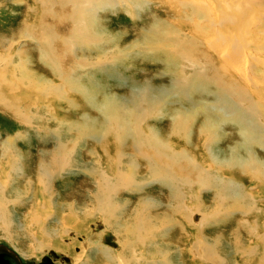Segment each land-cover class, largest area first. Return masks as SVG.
Returning a JSON list of instances; mask_svg holds the SVG:
<instances>
[{
  "label": "rangeland",
  "instance_id": "1",
  "mask_svg": "<svg viewBox=\"0 0 264 264\" xmlns=\"http://www.w3.org/2000/svg\"><path fill=\"white\" fill-rule=\"evenodd\" d=\"M183 1L187 3L188 0H142V3H146L142 10H127L130 9L127 5H121L122 8L113 10H100L97 16L99 24L94 28V33L103 36L106 40L105 43L97 46L85 42L83 44V41H76L73 46L66 40L68 38L73 39L71 36L74 35L75 30V25L65 19L68 18L69 12L72 10L70 5L66 7H60L58 4L51 5L54 8L52 9L46 3L43 4L41 0H0V97H3V103L0 102V185L6 187L3 199L8 202L5 211L8 217L5 219V223L0 221V246L14 253L20 259L21 264H40L44 257H52L51 252L56 253L57 258L54 259L58 260L59 264L66 263L64 258H68L72 264H84L85 262L88 264H168V262L169 264H219V259H223L226 264H264V185L260 184L258 180L253 181L251 176L254 175L252 172L249 173L250 175L244 174L243 164H240L245 157L247 159L250 152L255 155L254 158L264 162V147H253L250 152L245 150L242 148L243 142L241 136L237 133V129L231 124L225 125L222 122L216 132H214L216 125L209 130L210 133L215 134L213 136L214 140L210 142L211 146L204 144V139L200 138L199 130H202L203 126L207 124L206 116L202 113L191 112L187 100L181 101L175 96L174 83L181 77L183 69L179 70L170 65L167 60V55H171L172 51L174 52L172 42L164 43L159 50L160 52L157 51L158 53L147 50L140 45L141 40L149 35L145 32L151 30L150 27L158 20V22H162L161 24L169 25L170 27H168L173 32L175 29L178 36H175L172 31L168 34L172 39L191 40L192 42H190H195L194 44L199 42L197 45L202 42L203 45L200 44V47H198L201 51L200 54H203L200 58L203 62L210 59V64L216 63V49L207 43L218 38L217 28H214L216 32L214 29L209 32L210 30L204 26L200 29L202 34L198 36L196 33L199 30L197 31L193 27L195 26V20H190L186 15V13H190V9L180 7V3ZM254 1L257 3L258 0L248 1V6H253V12L257 13L254 18L259 25L256 26V23L251 24L252 30L253 32L255 30L262 32L264 30V9H262L264 8V0H259L261 2L257 3L259 7ZM64 12L68 13V16L62 15ZM54 15L55 17L52 18ZM191 28L192 30H190ZM48 31H52L53 39L56 38L53 41L54 51L58 55H62L57 69L55 67L51 69L45 59L46 55L40 51L41 45L39 42L42 41L41 38ZM259 31H257V35L254 33V38L264 34V31L262 34ZM205 32H208V35H203ZM38 35L40 36L38 37ZM198 37L200 38L198 39ZM262 37L264 38V35ZM134 44L137 45L134 46ZM167 44L171 47H167ZM261 44L264 45V41ZM249 48L250 46H248ZM68 49H70V52L67 51ZM248 49L244 50L245 56L247 54L251 57L247 58L248 63L246 66L247 69H251L250 73H252L253 81L250 86H247L246 82H240V85H246V90L249 87V93L253 99L259 103L262 101L260 104L264 106V66H261L257 61H253L254 59L252 60L253 53L251 50H249L251 52H248ZM258 53L259 56H264V50L262 53ZM115 55L117 56L115 57ZM117 57L119 58L117 59ZM172 57H176L175 53L172 54ZM112 58L119 61L112 63ZM98 59L103 61L101 66L96 64L99 62ZM174 59L178 60L179 58ZM62 60L66 61L62 62ZM177 64H179V67L185 65V68L190 65L181 59L177 61ZM250 64L255 69L253 66L250 68ZM17 65L21 69L18 67V70ZM88 65L97 67L82 71V68L88 67ZM25 67L33 73L32 75L35 76L36 79H34L38 84L50 85L53 83L51 86L57 85L58 94L57 91L40 94L38 89L42 85H39L38 89L35 86L33 87V83L30 81L32 78L27 72L23 71ZM68 67L73 71L68 70ZM2 69L6 71L3 72ZM77 69L79 71H76ZM56 70H59L61 74ZM69 72L72 73L71 77ZM54 73H57V75ZM236 73L243 76L238 72ZM64 75L72 81L78 82L80 89H85V93L87 92L86 95L79 90L75 91L74 94L71 87H64V83L68 82L63 80ZM236 76L238 77V75ZM22 77L30 78L26 81ZM245 78L247 80L249 76ZM11 81H14L15 84ZM16 81L19 84L18 86ZM49 82L50 84H48ZM64 88L65 92H62L61 90L64 91ZM256 89L260 93H257ZM33 90L35 92H32ZM215 90V87L214 89L212 87L208 92L209 94H201L191 89V97L195 101L210 104L214 99L212 93ZM141 91H148L151 98L157 99L153 104L157 111L156 114L148 117L143 123L144 126H142L149 129V131L153 130L166 137L169 142H172L174 151L186 150L188 154L198 155L197 164H200L203 168L218 169L222 165L224 168H222V172L221 168L219 169L221 177L226 180L232 178L236 182L235 185L242 186L244 191L247 192L246 195L250 194L253 198L252 204L255 205V209L250 204L249 206L253 209L248 208L249 211L244 208L238 209L232 199L234 194L232 198H228L225 194L228 199L226 201L221 200L219 203L216 198L220 191L207 185L204 188L198 185V177L191 170L188 172L190 175L187 174V176H190L188 178H191L192 185L190 187L184 185L181 188L183 197L181 200L179 199L181 204L175 202L171 199L176 197L172 191H169L161 182L150 178V174L145 171L146 164L143 163L142 158H139V151L131 148V145H134L133 140L127 139L125 145L121 146L123 149L120 147V152L123 150L125 153L122 151V155H130L141 164L140 168L137 165L138 170L133 172L136 174L137 183H139H136L137 186L133 187L137 190L130 191L126 188H119L120 192L113 198L115 210L111 211L109 208L104 213L109 220L98 219L100 214L97 212V203L95 202H98L96 199L99 188L97 186L98 180L95 175L90 176L86 170L101 169L108 172V162H111V158L117 160V157H115L117 151H115L113 140L104 138L103 134H98V138H91L88 133L93 130L90 129L88 124L94 123L96 131L103 130L101 127L106 118L103 114V106L109 101L122 105L123 108L129 110H133L135 106L134 110H136L138 101L142 102V99L139 100L140 97L138 98ZM252 92L259 94L257 95L259 97ZM30 104L31 106H29ZM146 104H149V102ZM35 107L36 109L39 108L38 112ZM21 112L23 118L30 116L29 123L19 119L18 115ZM35 114L39 117L37 118ZM179 114L187 115L185 118L192 121L189 124V131L191 130L190 133L188 132L189 142H186L187 139L185 138L182 140L180 136L175 134L172 135L173 137L170 136L171 127L174 124L172 118ZM54 119L57 121H54ZM56 126H58V129ZM143 127L142 129H144ZM84 132H88V136L84 135ZM109 142L112 143L110 147L108 146ZM59 143L63 145L65 150H69L66 155L62 149H59V152L58 148H61ZM7 145L8 148H6ZM5 154H9L11 157L5 158ZM231 154L236 157L235 164L231 162ZM59 155L66 156V166L64 159L62 162L64 166L62 172H60ZM54 158H58V161ZM50 163L51 165L58 164L60 168H56L57 170L49 184L45 182L43 186H40L39 178L42 172H39L38 169L40 170V165L48 166ZM54 165H52L53 169H55ZM212 165L213 167H211ZM177 168L180 169V167ZM229 168H232V170H228ZM191 173H193L192 177H197L193 178L195 181L192 179ZM195 182L196 185L193 184ZM228 195L230 196V194ZM146 204L149 206L148 211H144ZM169 205L170 207H168ZM150 206L154 209H151ZM179 206L182 208L180 209ZM198 207H203L204 214H214L215 217L212 216L209 222L199 225L201 216L197 215L190 224V217L193 212H197ZM245 210L248 211V216L242 214ZM137 212H142L143 217L151 214L149 220L152 231L150 232L151 235L146 234L143 238L146 246L141 244L143 240L140 239V242L134 244L135 251L133 250L131 253L122 250V244L125 243L126 238L121 237L120 232L126 227L129 230L134 229L133 227L136 224L133 225V221ZM114 214H116V218H112ZM120 214H123V216L118 221ZM121 222L122 225H120ZM60 224L64 226L65 233L69 232L68 235L58 233L61 227ZM152 224L156 225L153 226ZM145 227L146 225H144ZM47 230L56 231L52 236L54 240L44 235V231ZM121 235L123 236V234ZM198 236L200 240L208 241L210 249L216 246L211 251L209 249V252L213 253L215 251L213 254L210 253V256H208L204 252H199L201 251L200 246L199 249L195 248L194 245ZM134 239H136L135 236L132 237V240ZM91 245L95 247L99 245L102 249L104 248L108 252L107 259L110 258L109 252L115 255L114 258L110 261L105 260L102 256L95 255L96 251L90 254L87 248L90 249ZM168 253L169 256H166Z\"/></svg>",
  "mask_w": 264,
  "mask_h": 264
},
{
  "label": "bare ground",
  "instance_id": "2",
  "mask_svg": "<svg viewBox=\"0 0 264 264\" xmlns=\"http://www.w3.org/2000/svg\"><path fill=\"white\" fill-rule=\"evenodd\" d=\"M41 1L43 2V4L46 3V5H49L50 7H51V5L55 6L57 4L60 7H66L68 5H70L72 7V10L69 12V16H68V13H66V12H64V14L62 13V15L68 16V18H65V19H68V22L71 21L75 25L74 35L71 36V37H73V39L72 38L66 39L68 41V43L70 45H73V46H74V42H76V41H83V44L85 42V43H88L90 45H97V46L105 43L106 40L103 36H100L98 33L97 34L94 33V28H96L99 24V21L97 20V16L99 15L100 10H103V11H105V10L107 11V9L113 10V9H117L120 7L122 8L121 5H127V7L130 8L127 10L133 11L134 9L142 10L143 7L146 6V3H142V0H129V1L128 0H41ZM248 1H252V0H188L187 3H186V1H183L182 2L183 4L180 3L181 8L190 9V13L189 14L186 13V15H188L187 17L190 20H192V21L195 20L194 21L195 26H193V27L197 31L199 30L198 33H196V34H198V36L202 34L200 29L203 28L204 26L210 30V31L208 30L209 32H212V29L217 28L216 31L218 33V38L215 41L210 40L207 43L209 46H211L212 48L215 47V49H216V53H217V59L216 60L217 61L215 60L216 63H214V64L213 63L210 64V61H211L210 59H209V61L206 60L205 62H203L202 58H200L202 53L200 54L201 51L198 47H200V44L203 45L202 42H200V44L197 45L199 42L194 44L195 42L191 43L192 42L191 40H190L191 41L190 42L188 40L185 41L186 39L184 41H182L181 39L180 40L179 39H172L171 37L168 36V34H170L172 31L169 28L170 26L168 25L169 26L168 27L165 24H161L162 22L160 23V22H158V20H156V22L150 27L151 30L149 29V31L147 30L145 32V33H148L149 35L144 37L143 38L144 40L143 39L141 40L142 43L140 45L143 46L147 50H150L152 52H157L160 50V48L163 47L164 43L172 42L171 45L174 48V49L172 48V50H174V52L170 51L171 55L170 54L167 55V60L169 61L170 65L175 66L179 70L183 69L182 70L183 73H182L181 77L178 78L177 82L175 81L176 83H174V86L176 88L175 96H177L181 101L187 100L188 106H190L191 112L202 113L203 115L206 116L207 124H205L203 126L202 130H199L200 131V138L204 139L203 140L204 144H206V145L209 144L211 146L210 142L212 140H214L213 136L215 134L210 133L209 130L213 129V126L216 125L217 127L214 129V132H216L219 129L218 128L219 124H221V122H222L225 125L231 124L235 129H237V133L241 136V140L243 142L242 148H244L245 150L250 152L251 149H253V147H261V148L264 147V106H261L262 104H260V103H262V101H260V103H259L257 100L253 99L252 95H250V93H249L250 92V90L248 89L249 87L247 88V90L245 88L247 86H250V84L253 81V78H252V73H250L251 69H247L248 67L246 66V64L248 63L247 58L249 56H247V54L245 56L244 50L248 49V46H250V48L248 49V52L252 51V53H253L252 60L254 59L253 61H257L261 66H264V56L262 55L263 56L262 57V56L258 55L259 54L258 52L262 53L264 50L263 49L264 45L261 44L264 41L263 40L264 38L262 37V35H264V34H262V32L264 30L263 31L261 30L262 32L257 30L262 35L254 38L255 37L254 33L257 35L258 32L256 30L253 32V30H252L253 27L251 26V24L253 25V23H256V21H255L256 19L254 18V15L257 13L253 12V10H252L253 6H248ZM258 1H257V3H261L260 1L259 2ZM261 1H263V0H261ZM254 2H255V4H257L256 1H254ZM123 3H126V4H123ZM175 4H177V3L175 2ZM249 4H250V2H249ZM59 6H57V7H59ZM257 6L259 7L258 4H257ZM57 7H56V9H57ZM51 8L54 9L53 7H51ZM260 8H258V9H260ZM46 9H47V7H46ZM262 9H264V8H262ZM67 10H69V9L67 8ZM260 11H262V10H260ZM64 16H62V17L64 18ZM53 17H55V15L52 16V18ZM250 17H251V19H250ZM206 18H208V19L206 20ZM58 19H60V18H58ZM203 19L206 20L207 22L204 21ZM183 21H185V20H183ZM186 22H188V21H186ZM205 22H206V24H205ZM72 23H70V24H72ZM201 23H203V24H201ZM257 25H259V24L256 23V26ZM256 26H255V28H256ZM39 27H41V26H39ZM46 27H48V25H46ZM182 27H180V28H182ZM184 27H185V25H184ZM71 28H72V26H71ZM180 28H178V29H180ZM52 29H53V27H52ZM215 29H214V31H215ZM257 29H258V27H257ZM92 30H93V32H92ZM190 30H192V28ZM51 32L48 31L41 38L42 41L39 40L40 41L39 44L41 45L40 51L44 55H46V58L43 56V59L45 58L47 60V63H48V65L51 66V69H52V67H53V69H54V67L57 69V68H59L58 65L62 59V55L60 56V55H58V53H56L54 51L55 48H54V42L53 41L56 38L53 39ZM181 32H183V31H181ZM70 33H72V32H70ZM172 33L173 34L175 33V36L177 35V33L175 32V29H174V32L172 31ZM194 33H195V31H194ZM182 34H185V33H182ZM28 35H29V33H28ZM30 35H32V34H30ZM187 35H185V36H187ZM203 35H205V36L208 35V32H205ZM214 35L216 36L217 34H214ZM39 36L40 35H38V37ZM194 36H196V35H194ZM210 37H211V35H210ZM60 38H62V37H60ZM199 38L200 37H198V39ZM202 38H204V37H202ZM192 39H193V37H192ZM251 40H252V42H251ZM36 41H38V40H36ZM194 41H196V40H194ZM65 43H67V42H65ZM68 43H67V45H68ZM88 44H87V46H89ZM67 45L64 44V46H67ZM136 45L137 44H134V46H136ZM171 45L169 46L167 44V47L168 46L171 47ZM83 46H85V45H83ZM67 47H65V49H67ZM165 48H166V46H165ZM70 49H68L67 51L70 52L69 51ZM73 49H75V48H73ZM253 49H254V51H253ZM249 50H251V51H249ZM118 51H120V50H118ZM64 52H65V50H64ZM68 52H67V54H68ZM245 52H247V51H245ZM174 53H175L176 57H172V54L174 55ZM207 54H205V55H207ZM64 55H65V53H64ZM64 55H63V58H64ZM103 56H104V54H103ZM116 56L117 55H115V57ZM202 56H203V54H202ZM250 57H251V55H250ZM118 58L119 57H117V59ZM174 58H179L183 61H186L190 65H187L186 66L187 68L184 67L185 65L182 67L180 66L181 67L180 68L179 64H177V61L179 59L177 60ZM208 58H210V56H208ZM117 59H115V60L113 59L112 63L119 61ZM98 60H99V62L96 64H99L97 66H101L102 65L101 63H103V61H102V59H98ZM63 61H66V60H62V62ZM212 62H213V60H212ZM182 63H185V62H182ZM207 63H209V64H207ZM93 65L92 66L88 65V67H83L82 71H85L86 69H89L92 67L93 68L97 67V66H93ZM252 66L253 65H251V67L250 66L249 67L252 68ZM16 67H17V69H18V67L20 68V66H18V65ZM12 69H14V68H12ZM17 69H16V71H17ZM232 69L235 70L236 72L242 74L243 76L237 74ZM254 69H255V67H254ZM59 70H61V69H59ZM59 70H56V71H58V73H59ZM68 70H70V68ZM68 70H67V72H68ZM79 70H80V68H79ZM79 70L77 69L76 71H79ZM2 71H3V69H2ZM5 71L6 70L4 69L3 72H5ZM23 71L25 73L27 72L33 80L36 79L35 76L32 75L33 73H31L26 67L23 69ZM70 71L72 72L73 70H70ZM67 72H65V73H67ZM20 74H21V72H20ZM54 74L57 75V73H54ZM59 74H61V73H59ZM69 74L71 77L72 73L69 72ZM175 74H178V73H175ZM1 75L3 76V74H1ZM236 75H238V77ZM244 76L245 77L249 76V79L246 80V78ZM253 76H254V74H253ZM8 77H9V75H8ZM59 77H60V75H59ZM22 78H24L26 81L29 79V78L27 79L26 77H22ZM261 78H262V76H261ZM11 79H13V78H11ZM32 79L30 81H31V83H33V87L35 86L37 88V87H40L42 85V87H40L39 89L37 88L38 92L40 94L43 92H49V91H57L56 93L58 94L59 91L57 89V87H58L57 85L51 86L53 83L50 84V82L48 83L50 85H43L42 83L40 85V84H38V82H36V80L33 81ZM63 80L68 81L67 83H64L65 85L63 84L64 87L65 86L71 87V90L74 91V94H75V91L79 90L80 92H83L84 95H86L87 92L85 93V89H80V85L78 84V82L72 81L68 77H65V75L63 76ZM17 81H18V79H17ZM17 81H16V84H17ZM11 82L13 84H15L14 81H11ZM11 82H8V83L11 84ZM240 82L241 83L246 82L247 86L246 85L241 86ZM6 83H7V81H6ZM18 83H19V81H18ZM262 83H263V81H262ZM13 84H11V85H13ZM18 85L19 84H17V86ZM253 85H254V83L252 84V86ZM0 86H1V84H0ZM212 87H213V89L215 87L216 90L212 93V97L214 99L212 100V102L210 104H206L203 101H195L192 99V97H191L192 91H194V92L197 91V92H200L201 94H204V93L209 94L208 92L210 89H212ZM61 88H62V86H61ZM191 89H192V91H191ZM31 90H30V93H31ZM256 90H257V93H260V91H258V89H256ZM61 91L65 92V88H64V91L63 90H61ZM32 92H35V91L33 90ZM252 93L254 95L256 94L255 96L259 95L255 92H252ZM263 93H264V91H263ZM0 94H1V92H0ZM65 94H67V93H65ZM68 94H70V93H68ZM210 95H211V93H210ZM38 96H40V95H38ZM139 97H140L139 100L142 99V102L138 101V103H137L138 105H136V110H134L135 106L133 107L134 108L133 110H129L128 108H123L124 106H122V105H118V104L112 103L110 101L107 102L103 106V112H104L103 114H105V116H106L104 124L101 127V129H103V130L96 131L94 129L95 124L89 123L88 125H89L90 129L93 131L90 133H88V132L83 133L86 136H88L87 133L90 134L91 138H98V134H103L104 138H107V139L110 138L113 140V144L116 148L115 151H117L116 156H115V157H117V160L115 161V159L111 158L110 159L111 162L107 161L108 162V168H109L108 172L107 171L104 172V170L102 171L101 169L86 170L90 174V176L95 175V178H97V180H98L97 186L99 188H98V194L96 196V199L98 200V202L95 201L97 203L96 204L97 205V212L100 214V215H98V217H99L98 219H101L103 221L106 219L109 220V218L106 217V215L104 213L109 208L111 209V211L115 210L113 198L117 196L116 194L118 192H120L119 188L120 189L126 188L127 190H130V191L137 190V189L133 188V187L137 186V184H139V183H137L136 178H135L136 174H134L133 172L137 171L138 170L137 165H138V168H140L141 164H140V162H137V160H135L134 157L132 158L130 155H124V154L122 155L123 150H121V152H120V147L122 145L123 146L125 145L127 139L133 140L134 145L132 144L133 147L131 145V148L132 149L135 148L136 151H139V154H140L139 158H142L144 161L143 163L146 164L145 171L147 172V174H150V178L151 179L153 178L157 182H161V184L164 185L166 188H168L169 191H172L174 193V195L177 197V198L176 197L171 198L175 202L180 203V200L183 197V193L181 191V188L184 185L187 187H190V185H192L191 184L192 183L191 178L190 179L188 178L190 176H187L188 172L191 170L198 177V178L196 176L192 177L193 173H191L192 179L195 177L197 178V182H198L197 184L198 185L202 186L203 188H204V186L207 185L210 188H213V189L220 191L218 194V197L216 198V201H219V203L221 200L226 201L228 198H232V195L234 194V198H232V199H233L234 204L236 205V207L238 209H241V208H244L246 210H248V208L253 209L251 207H254L255 205L252 204L253 198L250 196V194L246 195L247 192L244 191V188H242V186L235 185L236 182L234 180H232V178H228V180H226V179H223L221 177L219 169L221 168V172H222V168H223L222 165H220V167L218 169L217 168L206 169V167L203 168L202 166H200V164H197L198 163V161H197L198 155L193 156L191 153H189L190 154L189 155L186 150H183V151L181 150L179 152H176V151H174V147L172 146V142H169L166 137H163L160 133H156L153 130L149 131V129H145V127H143L144 121L148 117H150L151 115L154 116V114H156V112H157L155 110V106H153V104H155V101L157 99L151 98L148 91H141L140 95H138V98ZM257 97H259V96H257ZM261 99H262V97H261ZM145 101H146V103L149 102V104H146V103L144 104ZM0 102L3 103V97H0ZM29 106H31V104ZM38 109H36V107H35V110H37V112H38ZM31 110H27V111H31ZM35 116L37 117L36 114H35ZM186 116L187 115H185V114H179L178 116L172 118L174 124L171 127L170 136L175 134V135L180 136L182 138V140L184 138L187 140L189 139L188 132L190 133V131H191V130L189 131V129H190L189 124H190L191 120L189 121V119L185 118ZM18 117L20 120H24L25 122H28L30 119V116L23 118L22 112L18 115ZM42 117H43V115H42ZM42 117H40V118L42 119ZM55 120L56 119H54V121ZM226 122H228V123H226ZM191 126H192V124H191ZM56 127L58 129V126H56ZM142 127L144 129H142ZM55 134H56V132H55ZM178 136H175V137H178ZM180 137H178V138H180ZM104 138H102V139H104ZM115 140H116V142H115ZM187 140H186V142L190 141V140H188V141ZM197 140H199V138H197ZM197 140L195 141L196 143H197ZM6 144H8V143H6ZM6 144H5V146H6ZM59 144L61 145L60 146L61 148H58V150L62 149V151H64L65 155H66L69 150L68 151L65 150L63 148V145L61 143H59ZM111 144L109 142L108 146L110 147ZM65 146H67V145H65ZM207 147H209V146H207ZM6 148H8V145ZM103 148H104V146L102 147V149ZM204 148L207 149L206 147H204ZM58 150H56V151L58 152ZM108 150L110 151V149H108ZM144 150H145V152H144ZM56 151H55V153H56ZM103 151H104V149H103ZM59 152H60V150H59ZM62 154H64V153L62 152ZM137 154H138V152H137ZM65 155H59L58 156L59 165H61L60 172L63 171L62 168L64 167L62 164L63 159L65 160V166H66V156ZM231 155H232L231 156L232 157L231 162H232V164H235L236 163V157L234 154H231ZM253 156H255V155H252V153L250 152L247 156V159L245 157V159H243V161L240 163V164H243V167H244L243 173L250 175L249 173L252 172V174L254 175V176H251L253 181L258 180V182L260 184L264 185V162L260 161L257 158H254ZM4 157L7 158V157H11V156L9 154H5ZM58 158H54V159H56V161H58L57 160ZM97 163H99V162H97ZM52 165H54V164H52ZM52 165H51V163H50V165L48 164V166L47 165L46 166L40 165V170L38 169L39 172L40 171L42 172V173H40V178H39V185L40 186H43L45 184V182H47L49 184L50 180L53 179L55 171L57 170L56 168L57 167L60 168V166L58 164H55L54 165L55 169H53ZM213 165H215V164H213ZM213 165L211 167H213ZM216 166H219V165H216ZM177 167H180V169H178ZM231 167H232V165H231ZM176 169H178L179 171ZM230 169L232 170V168H229L228 170H230ZM188 175H190V174H188ZM260 176H261V178H260ZM193 180L195 181V179H193ZM193 184L196 185V182ZM140 185H142V184H140ZM5 189H6V187L0 185V198H1L0 201H2L0 203V221H2L3 223H5L4 221L8 217L5 213V211L7 210L6 206H7L8 202L5 199H3L4 193L6 191ZM227 193L230 194V196ZM225 194L228 196V198L225 197ZM225 201H223V202H225ZM143 202L146 203L147 201H143ZM143 202H140V203H143ZM169 203H171V202H169ZM174 204H176V203H174ZM249 204L251 207L249 206ZM127 205H128V203H127ZM146 205L147 206L145 208L143 207L144 211L149 210L148 204H146ZM124 207H125V204H124ZM168 207H170V205ZM152 208L154 209V207H151V209ZM179 208L181 209L182 207L179 206ZM254 209H255V207H254ZM185 210H187V209H185ZM246 210L244 213H242L244 216L249 215V213L247 214V212L249 210L247 212H246ZM171 212H172V210H171ZM32 213H34V212H32ZM141 213L142 212H137L135 214L136 219L134 218L133 225L136 224V226L133 227L134 228L133 230H129L126 227V228L122 229L123 231L120 232V236L123 238H126L125 243L122 244V250L129 251L132 253L133 250L135 249L134 244L136 242H140V239L143 240V238L146 234L151 235L150 232L152 230L150 228L151 225H150V220H149V218H150L149 216L151 214L150 215L147 214L149 216L143 217L141 215ZM147 213H150V212H147ZM204 213L205 212L203 211V207H198L197 212L196 211L193 212V214L190 217V224H192V220L197 215L201 216L199 225L206 224L207 222H209L211 220L212 216H214V214H207V213L204 214ZM90 215H91V213H90ZM122 216H123V214L119 215L118 221L120 220V218ZM34 217H35V215H34ZM112 218H116V214L112 215ZM184 218H186V217H184ZM118 221H117V223H118ZM122 224L123 223L121 222L120 225H122ZM144 225H146L145 228H144ZM154 225H156V224H154ZM192 227L194 229H197L194 226H192ZM251 228H254V227H251ZM43 229H45V228H43ZM199 230H200V228H199ZM48 231L49 230L44 231V235L46 237L54 240V237H52V236L54 235V233L56 231H52V232L51 231L48 232ZM64 231H65L64 226L61 225L58 233H63L64 235L65 234L68 235L69 230L67 231L68 233H65ZM121 234H123V236ZM133 236H135L136 239L132 240ZM151 239H153V238H151ZM196 239H197L196 244L194 246H195V248H198V249H199V246L201 247V251H199V252H201V253L204 252V254H207L208 256H210V253L213 254L215 252L214 250H213L214 251L213 253L209 252L210 248L208 247L209 244H208L207 240L206 241L200 240L199 236ZM144 241L145 240H143V243H141L143 246L145 245ZM153 241H155V240H153ZM150 243H151V241H150ZM219 246H220V244H219ZM136 247H137V245H136ZM215 247H212V248H215ZM38 249L40 250L39 247H38ZM211 249H210V251H211ZM87 250L90 254L96 251L95 255H100V257L102 256L105 260L108 257V252L105 251L104 248L102 249L99 245L97 247H95L94 245H91V248L89 249V247H88ZM163 250H164V246H163ZM109 254H110V258L107 260L110 261L114 258L115 255H113L110 252H109ZM50 255H51V253H50ZM158 256H159V254H158ZM166 256H169V253ZM53 258L56 259L57 255ZM67 259L68 258H64V260H67ZM219 260H220L219 264H223V262H224V264H226V262L223 261V259H219ZM88 261H90V260H88ZM70 264H72L71 261H70ZM84 264H88V263L85 262ZM168 264H169V262H168Z\"/></svg>",
  "mask_w": 264,
  "mask_h": 264
},
{
  "label": "water",
  "instance_id": "3",
  "mask_svg": "<svg viewBox=\"0 0 264 264\" xmlns=\"http://www.w3.org/2000/svg\"><path fill=\"white\" fill-rule=\"evenodd\" d=\"M51 255L53 257L56 256L54 252H51ZM65 261L66 264H70L68 259ZM0 264H21V262L14 253L3 246H0ZM40 264H53V262L50 257H44Z\"/></svg>",
  "mask_w": 264,
  "mask_h": 264
},
{
  "label": "flooded vegetation",
  "instance_id": "4",
  "mask_svg": "<svg viewBox=\"0 0 264 264\" xmlns=\"http://www.w3.org/2000/svg\"><path fill=\"white\" fill-rule=\"evenodd\" d=\"M51 258V260H52V262L54 263V264H59V262H58V260L56 261L53 257H50ZM66 264V263H65Z\"/></svg>",
  "mask_w": 264,
  "mask_h": 264
}]
</instances>
